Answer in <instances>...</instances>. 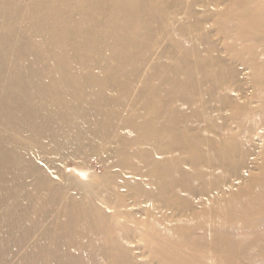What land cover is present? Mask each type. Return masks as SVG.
<instances>
[{"label": "bare ground", "instance_id": "bare-ground-1", "mask_svg": "<svg viewBox=\"0 0 264 264\" xmlns=\"http://www.w3.org/2000/svg\"><path fill=\"white\" fill-rule=\"evenodd\" d=\"M260 45L264 0H0V264H264Z\"/></svg>", "mask_w": 264, "mask_h": 264}, {"label": "rangeland", "instance_id": "rangeland-1", "mask_svg": "<svg viewBox=\"0 0 264 264\" xmlns=\"http://www.w3.org/2000/svg\"><path fill=\"white\" fill-rule=\"evenodd\" d=\"M231 43H232V41H231ZM259 47H260V51L261 50L264 51L262 49L263 46L261 47V45H260ZM260 58H262V57H260ZM258 65H259L260 70L264 71L263 62L258 60ZM253 73H254L253 70L250 68L244 70L242 73L243 74V80L246 84L245 85L246 91L248 90L252 95L253 94L258 95V98H256V99L259 101L257 102L256 105L261 110V112L263 113L261 116V118H262V117H264V105H262V102H264V91L261 92L258 89V87H256V85L252 79ZM255 119H257V116H255ZM232 123H233V121L231 119H229L228 125H232ZM258 128H260V129H257V123H256V128H254L251 125H248L246 127V130L242 131L241 134L238 135V142L236 145L239 146V144H240V146H241V142L243 139L244 146L241 150H242L243 154H246V157H248L247 163L244 164V166L242 168L241 167L239 168L240 173L238 174V176L240 178H252V172L253 171H254L255 175H261V172L255 168H258V167H256V164L258 161L261 160V155H262V153H264V126H263V124L262 125L259 124ZM238 133H239L238 130L232 131L228 137L233 139L236 143ZM234 145H232V146H234ZM88 167L90 168L91 173L95 174L96 176L100 175L102 172L101 166H99L94 160H90L88 162ZM244 182H246V180ZM249 185H250L249 182L246 183V185H245L246 188H249Z\"/></svg>", "mask_w": 264, "mask_h": 264}]
</instances>
